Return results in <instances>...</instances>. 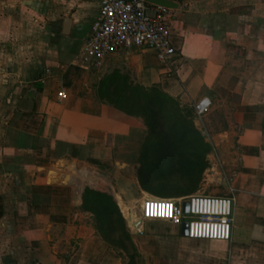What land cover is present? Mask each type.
<instances>
[{
  "label": "crops",
  "instance_id": "obj_1",
  "mask_svg": "<svg viewBox=\"0 0 264 264\" xmlns=\"http://www.w3.org/2000/svg\"><path fill=\"white\" fill-rule=\"evenodd\" d=\"M172 1L168 63L128 48L93 71L76 58L98 0H0V264H128L81 208L83 187L106 184L99 191L125 203L137 180L129 157L139 155L146 126L97 94L116 71L181 104L207 106L202 124L226 165L224 188L197 193L234 200L228 242L134 215L136 261L264 264V0Z\"/></svg>",
  "mask_w": 264,
  "mask_h": 264
},
{
  "label": "trees",
  "instance_id": "obj_2",
  "mask_svg": "<svg viewBox=\"0 0 264 264\" xmlns=\"http://www.w3.org/2000/svg\"><path fill=\"white\" fill-rule=\"evenodd\" d=\"M100 99L106 100L123 113L140 117L148 132L139 153L138 181L142 189L152 192L151 186L159 179L167 182L161 186L170 189L169 196H184L198 189L201 173L207 166V154L212 145L192 121L193 107L163 91L159 85L143 86L129 81L127 75L112 72L103 76L97 86ZM171 169L196 171L195 177L159 176L163 166ZM162 194L161 192H159ZM81 208L92 214L95 228L111 246L135 264L139 255L125 218L109 193L86 187Z\"/></svg>",
  "mask_w": 264,
  "mask_h": 264
},
{
  "label": "built area",
  "instance_id": "obj_3",
  "mask_svg": "<svg viewBox=\"0 0 264 264\" xmlns=\"http://www.w3.org/2000/svg\"><path fill=\"white\" fill-rule=\"evenodd\" d=\"M99 8L76 58L85 70H98L104 60L118 50H149L168 63L175 55L169 32L168 10L146 0H98ZM58 97H67L60 90ZM193 114L201 120L208 112L206 105L194 104ZM217 162H220L218 159ZM187 200L183 212L181 201ZM233 198L193 193L177 201L164 197H147L140 204L142 219L165 220L180 226L186 221L188 237L196 240L228 242L231 238Z\"/></svg>",
  "mask_w": 264,
  "mask_h": 264
},
{
  "label": "rangeland",
  "instance_id": "obj_4",
  "mask_svg": "<svg viewBox=\"0 0 264 264\" xmlns=\"http://www.w3.org/2000/svg\"><path fill=\"white\" fill-rule=\"evenodd\" d=\"M191 117H192V121H193L194 126L202 133V135L204 136V138L206 140L207 134L211 133V132H210V130H208L207 127H205L202 124L203 118L201 120H199V119H197V117L194 114H192ZM147 132H148V130L146 128V135H147ZM146 135H145V137H146ZM145 137H144V139H145ZM139 153H140V151H139ZM208 154L210 155L209 158H208ZM208 154L206 156L207 166L201 173V179L199 182L198 189L194 193H197L200 191L203 192L209 188L210 189H223L224 188L222 179H223V175L225 174V166L226 165L221 159H219L218 150H216V148H213ZM129 159L131 160V162L128 164L130 166L129 168L136 171V177H137L136 179L137 180L134 182V184H129V186H130L129 193L122 196V199L126 201L125 203L118 196H115V200H117V202H118L117 204H118V206H119V208H120V210H121V212L125 218V221H126V224H127V227L129 228V230H136L137 226L136 227L132 226V223L130 222V219L128 217V213L133 212L135 215V218L141 217L140 216V202H138L139 201L138 198L140 197L139 194H140V191L142 189V187L138 181V170L140 167L139 155L137 157L130 156ZM218 159L220 160V162H217ZM125 166H126L125 164H122L118 167L123 168ZM166 167L167 166L164 165L161 168L162 172L156 173V174L161 176V177H162V175H164L165 177L168 175V177L172 176V178H178V177H184V176L192 178V177H195L198 175L196 171H191V170L187 171L186 169H179V168L175 169L173 172H171L170 171L171 169L166 168ZM210 170L215 171L219 176L221 175L222 178H219V177L217 178V176H216L217 174L216 175L214 174V176H212L213 174ZM164 182H167L166 179H164V178L159 179L158 185H157V182H154L153 186H151L152 192H149V193L154 195V196H157V197L161 196L164 198H171V199H174L177 201L181 200L184 196H186V195H184V196H169L168 193H170L169 191H171V190L166 189V188L163 189L161 187L164 184ZM87 184H89V183H87ZM89 185H91V184H89ZM106 186H107L106 184H102L98 187H94V186L93 187L96 188L97 190H104L106 188ZM159 192H161L162 194H160ZM156 221L157 220H147V219L142 220V222L146 223L147 226H155ZM141 263H142V261L140 259H137L136 264H141Z\"/></svg>",
  "mask_w": 264,
  "mask_h": 264
},
{
  "label": "water",
  "instance_id": "obj_5",
  "mask_svg": "<svg viewBox=\"0 0 264 264\" xmlns=\"http://www.w3.org/2000/svg\"><path fill=\"white\" fill-rule=\"evenodd\" d=\"M147 2H150V3H153V4H156V5H160V6H163V7H166V8H175L177 7V3L172 1V0H146ZM89 188H92L94 189L93 187L91 186H88ZM85 187L82 188V191L81 193L83 194V191H84ZM188 202L187 200H182L181 201V208H182V211L183 212H187L188 211ZM138 225V221L136 222H133L132 223V226H137ZM187 222L184 221L182 222V224L180 225V234L183 235V236H186L187 235Z\"/></svg>",
  "mask_w": 264,
  "mask_h": 264
},
{
  "label": "bare ground",
  "instance_id": "obj_6",
  "mask_svg": "<svg viewBox=\"0 0 264 264\" xmlns=\"http://www.w3.org/2000/svg\"><path fill=\"white\" fill-rule=\"evenodd\" d=\"M145 197H152V195H149V194H146ZM127 208V207H126ZM128 209V208H127ZM128 217L130 219V222L133 223V222H136L135 218H134V214L133 212H130L128 213ZM138 221V220H137ZM138 225H139V221H138ZM137 225V226H138Z\"/></svg>",
  "mask_w": 264,
  "mask_h": 264
}]
</instances>
